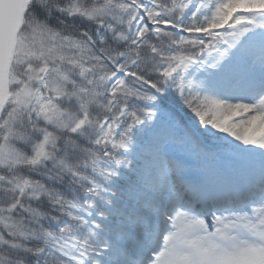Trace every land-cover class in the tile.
I'll return each mask as SVG.
<instances>
[{"label":"snow or ice","instance_id":"6c2138e0","mask_svg":"<svg viewBox=\"0 0 264 264\" xmlns=\"http://www.w3.org/2000/svg\"><path fill=\"white\" fill-rule=\"evenodd\" d=\"M0 264H264V0H0Z\"/></svg>","mask_w":264,"mask_h":264}]
</instances>
